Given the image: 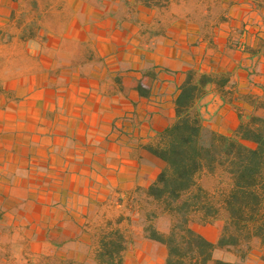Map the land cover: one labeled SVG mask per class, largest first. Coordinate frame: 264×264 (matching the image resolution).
Segmentation results:
<instances>
[{"label": "crops", "instance_id": "0c3cea01", "mask_svg": "<svg viewBox=\"0 0 264 264\" xmlns=\"http://www.w3.org/2000/svg\"><path fill=\"white\" fill-rule=\"evenodd\" d=\"M102 1L0 0V264L15 245L27 264H102L96 226L118 211L127 227L164 168L145 145L175 122L188 69L228 73L230 95L212 86L201 101L224 134L264 97V0ZM192 227L217 241V226ZM129 232L123 264H165L164 244ZM253 243L244 260L215 257L264 264Z\"/></svg>", "mask_w": 264, "mask_h": 264}, {"label": "trees", "instance_id": "16d2710c", "mask_svg": "<svg viewBox=\"0 0 264 264\" xmlns=\"http://www.w3.org/2000/svg\"><path fill=\"white\" fill-rule=\"evenodd\" d=\"M170 1L136 0L151 8L167 7ZM234 46L248 50L240 38ZM228 83L226 72L188 69L174 101L175 122L145 145L165 162L154 182L141 191L148 203L157 206L151 218L171 217L166 232L151 218L144 225L148 238L166 246L165 264H235L215 257V251L244 260L255 240L264 247V97L251 99L255 112L242 119L232 134H224L205 122L201 101L212 86L226 99L231 93ZM205 174L217 179L214 189L201 183ZM121 220L115 225L109 221L101 231L95 252L99 263L123 264L127 234ZM193 221L216 223L217 241L195 230Z\"/></svg>", "mask_w": 264, "mask_h": 264}, {"label": "rangeland", "instance_id": "374dc122", "mask_svg": "<svg viewBox=\"0 0 264 264\" xmlns=\"http://www.w3.org/2000/svg\"><path fill=\"white\" fill-rule=\"evenodd\" d=\"M46 1H48V2H46ZM46 3H49V4L46 5ZM98 3L102 7H103V5L105 6V4L103 3L102 0H98ZM43 4L49 7L51 5V0H43ZM133 5H134V7H136V4H133ZM48 9H50V8H48ZM24 17L29 19L31 17V15H25ZM29 27H31V26H29ZM29 27H28V31H31L32 28L30 29ZM35 27H37V25ZM201 183L203 184L204 187H206L208 189H214L215 186H217V179L213 176L205 174L202 176ZM156 207L157 206L156 205L154 206L153 203H148L140 191L138 193V204H137L136 208L131 210L130 213L126 215L127 217L128 216L130 217V219H128L126 221L127 227L124 224L120 227L126 232L127 236L130 235L129 231H131L133 228H135V226L137 227V226L142 225L143 229H144V225H145L146 221L148 223L149 219L151 218V216H150L151 211H153V209H155ZM118 213H119L118 211H115V212L109 211L108 213H106L108 215L106 217H109V218H103L106 220L101 225L96 226L98 229L97 237L95 238V241L97 243V248H98V244H99V241H98L99 235H100L101 231H103L104 229L109 227V225H108L109 221L112 222V225H115V221L118 218L123 219L125 217V215H123V214H120L118 216ZM151 219L153 220L152 222L155 224V226L160 231H164V232L168 231V229L171 225V217L168 215H161V216H156V217L154 216ZM191 225L198 226L200 228V227H207V226H211V225L216 226V223L211 222V223H207V224H201V223L193 221L191 223ZM129 241H130V239L127 238L126 247H127V244ZM17 246L18 245H15L13 247L15 252H14V254H12L13 255L12 258L15 261V264H27L28 262H24V260L26 259V256H24L23 253L20 252L19 248H21V247H17ZM124 256H125V252L123 253V257ZM29 257L30 258L33 257L36 259V260H32V264L33 263H35V264L41 263V261L39 260L40 258L36 257L35 255H32V257L29 255ZM51 263L52 264H72L71 262H69V260H60L56 255L54 257H52Z\"/></svg>", "mask_w": 264, "mask_h": 264}]
</instances>
